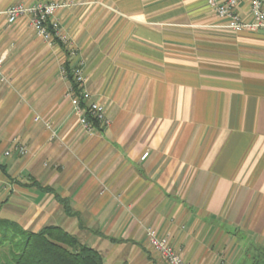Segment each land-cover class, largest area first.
<instances>
[{
  "label": "crops",
  "instance_id": "1",
  "mask_svg": "<svg viewBox=\"0 0 264 264\" xmlns=\"http://www.w3.org/2000/svg\"><path fill=\"white\" fill-rule=\"evenodd\" d=\"M34 1L0 0V218L59 226L104 264H165L147 227L187 264H264V31L206 0H46L66 54L6 21ZM72 92L108 123L84 128Z\"/></svg>",
  "mask_w": 264,
  "mask_h": 264
},
{
  "label": "built area",
  "instance_id": "2",
  "mask_svg": "<svg viewBox=\"0 0 264 264\" xmlns=\"http://www.w3.org/2000/svg\"><path fill=\"white\" fill-rule=\"evenodd\" d=\"M206 2L228 29L232 31H264V0H206ZM58 7L59 3L54 2L16 3L8 6L4 10V14L9 24H12L21 16H26L34 33L45 41L57 37L62 43H67V36L62 33L59 22L54 15ZM243 8H246L247 17L243 14ZM3 60L4 56L1 55L0 79H2ZM61 72L64 75L66 74L64 68ZM72 73L76 82L80 85L83 82L80 68L74 67ZM88 97V92H81V99H87ZM71 102L80 113L79 122L84 128L91 129L90 120L102 125L108 123L106 111L100 103L90 102L83 108L80 105V99L73 92L71 93ZM87 115H89L90 120ZM38 119V117L35 118V120ZM45 125L51 128L50 122H46ZM18 149L22 154L27 152L24 146L18 145ZM6 154L8 153L6 152ZM147 154V152H144L141 159H144ZM145 235L151 248L159 254L165 264H187L180 253L169 244L166 238L159 236L154 228L147 227Z\"/></svg>",
  "mask_w": 264,
  "mask_h": 264
},
{
  "label": "trees",
  "instance_id": "3",
  "mask_svg": "<svg viewBox=\"0 0 264 264\" xmlns=\"http://www.w3.org/2000/svg\"><path fill=\"white\" fill-rule=\"evenodd\" d=\"M54 40L68 54L65 43L57 37ZM63 68L74 93L78 94L80 85L68 61ZM87 117L89 119V115ZM57 198L70 214L67 200ZM0 264H104V260L97 250L59 226L46 225L38 231H28L0 218Z\"/></svg>",
  "mask_w": 264,
  "mask_h": 264
},
{
  "label": "rangeland",
  "instance_id": "4",
  "mask_svg": "<svg viewBox=\"0 0 264 264\" xmlns=\"http://www.w3.org/2000/svg\"><path fill=\"white\" fill-rule=\"evenodd\" d=\"M35 2H49V1H46V0H37V1L31 2L29 4H32V3H35ZM50 2H52V1H50ZM54 3H57V2H54Z\"/></svg>",
  "mask_w": 264,
  "mask_h": 264
}]
</instances>
